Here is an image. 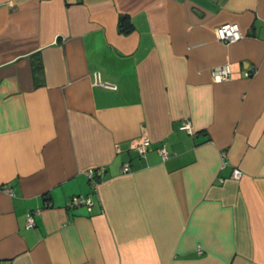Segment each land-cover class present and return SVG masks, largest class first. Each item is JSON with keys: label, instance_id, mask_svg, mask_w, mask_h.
<instances>
[{"label": "crops", "instance_id": "obj_1", "mask_svg": "<svg viewBox=\"0 0 264 264\" xmlns=\"http://www.w3.org/2000/svg\"><path fill=\"white\" fill-rule=\"evenodd\" d=\"M0 264H264V0H0Z\"/></svg>", "mask_w": 264, "mask_h": 264}, {"label": "built area", "instance_id": "obj_2", "mask_svg": "<svg viewBox=\"0 0 264 264\" xmlns=\"http://www.w3.org/2000/svg\"><path fill=\"white\" fill-rule=\"evenodd\" d=\"M215 34L217 35V38H219L222 42L226 44H230L231 42L238 41L242 39L244 35L240 30L238 23L232 21L218 25V27H216L215 29ZM211 71L213 75L218 79H227L230 77L232 72L230 68V64H220L219 66L213 67ZM180 129L186 130L189 133H193L191 126L188 122L180 125ZM149 143L150 142L148 139L141 138L140 140L135 141L133 145L140 154H143L148 149ZM158 151L160 154H162L163 157H167L168 153L167 150L164 148V146H160L158 148ZM123 169L128 170V164H124ZM102 171H103L102 167L88 171L87 176L90 179L92 185L94 186L97 185L98 179ZM241 174L242 172L240 171V169L236 167L232 173V176L235 178L236 177L239 178L241 177L240 176ZM80 204L86 205L88 208H90L93 202L91 197L83 194L73 195L66 202V205L68 207H73ZM33 225H34V214L30 212L29 214H27L26 226L31 227Z\"/></svg>", "mask_w": 264, "mask_h": 264}, {"label": "trees", "instance_id": "obj_3", "mask_svg": "<svg viewBox=\"0 0 264 264\" xmlns=\"http://www.w3.org/2000/svg\"><path fill=\"white\" fill-rule=\"evenodd\" d=\"M132 26L133 25L128 22V18L125 15H120L119 20H118V27H119L120 31L129 32L131 30ZM33 65H34L33 67H34L35 73L41 71L42 66H41L40 60L34 61ZM36 82H38V81L36 80Z\"/></svg>", "mask_w": 264, "mask_h": 264}, {"label": "bare ground", "instance_id": "obj_4", "mask_svg": "<svg viewBox=\"0 0 264 264\" xmlns=\"http://www.w3.org/2000/svg\"><path fill=\"white\" fill-rule=\"evenodd\" d=\"M192 129V128H191Z\"/></svg>", "mask_w": 264, "mask_h": 264}]
</instances>
